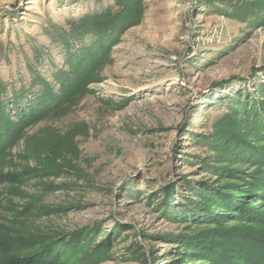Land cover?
Instances as JSON below:
<instances>
[{
    "label": "rangeland",
    "instance_id": "obj_1",
    "mask_svg": "<svg viewBox=\"0 0 264 264\" xmlns=\"http://www.w3.org/2000/svg\"><path fill=\"white\" fill-rule=\"evenodd\" d=\"M107 10L127 23L119 33L117 16L102 30L116 35L96 79L26 126L6 156L2 172L18 175L0 184V223L67 240L90 229L69 264H201L186 243L208 224L183 209L199 206L221 136L238 133L235 118L264 88V73L253 76L264 0H0L8 96L38 91V75L58 91L54 74L97 38L91 26L70 45L63 35Z\"/></svg>",
    "mask_w": 264,
    "mask_h": 264
},
{
    "label": "trees",
    "instance_id": "obj_2",
    "mask_svg": "<svg viewBox=\"0 0 264 264\" xmlns=\"http://www.w3.org/2000/svg\"><path fill=\"white\" fill-rule=\"evenodd\" d=\"M117 16L119 24L115 29L121 33L127 18L120 12L112 14L107 10L90 22L83 16L73 23L71 33L84 37L86 28L91 26L97 38L79 53H70L67 71L54 74L58 91L55 85L39 75L31 87H36L38 82L42 85L32 94L31 89L21 87L13 88L8 96L7 86L0 82V184L10 182L18 175L4 173L2 168L6 156L23 136L25 127L49 112H58L63 101L70 100L96 79L95 69L116 35L113 31L110 38H103L102 30ZM71 33L64 32L67 45H70V38H76ZM258 72L264 73V65L255 68L253 76ZM256 93L258 97H254L246 109L243 107L244 114L241 115V109L233 122L238 133L229 131L228 137L221 136V147H215L219 153L212 171L217 174V179L202 184L199 200L196 199L199 206L190 201L183 209L193 220L208 224V228L190 237L186 243V248L191 249L187 255L201 258V264H264V88ZM237 105L241 108L242 104ZM234 160L249 163L252 171L226 167V162L232 164ZM163 207L168 208V215L172 216L171 207ZM82 235L88 240L92 232L87 228L76 234L75 239L67 240L41 232L36 235L23 233L0 223V264H69L75 258L72 252L80 246L78 242ZM88 248L86 246V252ZM93 251L96 252V248ZM183 259L187 260L185 256Z\"/></svg>",
    "mask_w": 264,
    "mask_h": 264
}]
</instances>
